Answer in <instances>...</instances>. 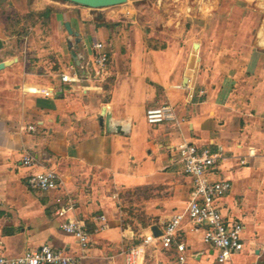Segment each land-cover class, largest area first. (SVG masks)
Instances as JSON below:
<instances>
[{"label":"crops","instance_id":"crops-1","mask_svg":"<svg viewBox=\"0 0 264 264\" xmlns=\"http://www.w3.org/2000/svg\"><path fill=\"white\" fill-rule=\"evenodd\" d=\"M67 2L45 0L53 9L41 15L52 27L36 33L16 0L0 5V62L18 59L0 71V245L7 255L49 245L77 264H125L126 251L161 235L186 209L193 179L176 147L188 142L219 156L211 181L232 185L219 208L227 223L244 225L245 246L226 264H264V29L249 33L246 18L217 28L212 43H188L179 30H155L151 16L125 10L100 21L91 15L100 9L75 4L64 12ZM202 7L205 15L211 4ZM95 42L109 54L105 79L93 72ZM226 53L244 56L243 67L223 63ZM73 72L79 83L62 82ZM45 87L52 96L29 90ZM164 103L185 120L180 126L147 122L146 111ZM26 153L35 165L22 164ZM46 169L58 173L59 187L31 189L28 177ZM71 201L74 209L60 216ZM69 219L89 235L85 249L60 228ZM182 241L188 264H219L201 232ZM145 251L143 264H176L174 249Z\"/></svg>","mask_w":264,"mask_h":264},{"label":"built area","instance_id":"built-area-1","mask_svg":"<svg viewBox=\"0 0 264 264\" xmlns=\"http://www.w3.org/2000/svg\"><path fill=\"white\" fill-rule=\"evenodd\" d=\"M94 52L92 66L94 75L100 80L108 75L109 54L105 44L95 42L92 45ZM64 83L81 81L76 72L63 74ZM30 92L46 97L52 96L49 87L30 88ZM146 120L149 124L174 123L180 126L184 119H179L173 106L164 103L159 107L149 108L146 111ZM28 131H35V126H28ZM176 151L183 164L184 173L193 179L189 203L186 209L175 214L166 223L164 231L158 237L149 235L145 237L144 244L133 247L125 252V264H143L145 248L147 246L160 247L163 250L174 249L177 252L176 264H188L187 246L182 241L187 234L202 233L203 242L215 252L216 262L226 264L233 256L241 254L244 250L243 231L241 223H227L219 208V202L231 190V182L223 179L211 181L208 174L217 166L219 156L210 149L195 144L183 142L176 147ZM36 160L30 153L23 156L22 164L26 167L35 165ZM31 189L44 192H53L60 185V177L53 169L31 174L27 179ZM71 201L68 206L58 210L64 216L74 209ZM60 228L67 234L75 237L81 247L85 249L89 243V235L83 224L76 219H69L62 223ZM79 260V259H78ZM76 258L66 256L61 251L45 245L37 250H27L17 257H10L4 246L0 245V264H77Z\"/></svg>","mask_w":264,"mask_h":264},{"label":"rangeland","instance_id":"rangeland-1","mask_svg":"<svg viewBox=\"0 0 264 264\" xmlns=\"http://www.w3.org/2000/svg\"><path fill=\"white\" fill-rule=\"evenodd\" d=\"M204 1L206 0H131L120 6L93 10L91 15L102 21L101 19L107 17H116L117 14L122 15V11L125 10L133 15L142 12L146 16L152 17L148 24H153L154 21L155 30L161 33L165 30L174 32L179 30L185 34L183 38L188 43L200 39L209 40L212 43L217 38V28L234 29L238 25L242 26L246 18H250V21L243 27H247L249 33H255L261 28L264 29V0H207V2H210L211 7L207 8L205 10L206 14L203 15L204 9L202 6ZM64 4L67 6L64 12L73 11L70 7L75 4L70 2ZM52 5L45 3V0H16L15 11H18L19 14L23 12L28 14L25 17L26 27H30L33 33L45 28L49 31L52 27L51 22L48 24L46 19L44 23L45 19L41 14L47 9H53ZM79 7L84 8L83 6ZM80 13L79 11V15ZM19 17L17 16L15 22H21ZM230 18H233L234 21L229 20ZM187 34L191 36L187 37ZM244 40L243 42H245ZM155 42L157 46L165 43L162 37ZM222 55L223 63L243 67L244 59L242 57L244 56L232 57L230 53Z\"/></svg>","mask_w":264,"mask_h":264},{"label":"water","instance_id":"water-1","mask_svg":"<svg viewBox=\"0 0 264 264\" xmlns=\"http://www.w3.org/2000/svg\"><path fill=\"white\" fill-rule=\"evenodd\" d=\"M76 5H80L83 7L91 8V9H104V8H111L120 6L123 4L128 3L131 0H65ZM139 1V0H138ZM7 2V0H0V5ZM143 16H146L145 13L140 12ZM67 33L72 36L74 35L71 26L67 23L65 25ZM197 46V45H196ZM4 48V43L0 40V51ZM18 59L8 60L0 62V71L4 70L7 67L12 66L13 64L17 63Z\"/></svg>","mask_w":264,"mask_h":264},{"label":"trees","instance_id":"trees-1","mask_svg":"<svg viewBox=\"0 0 264 264\" xmlns=\"http://www.w3.org/2000/svg\"><path fill=\"white\" fill-rule=\"evenodd\" d=\"M48 12H50V11H48Z\"/></svg>","mask_w":264,"mask_h":264}]
</instances>
